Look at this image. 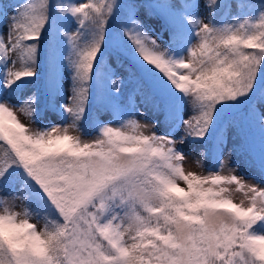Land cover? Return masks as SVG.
I'll use <instances>...</instances> for the list:
<instances>
[{"label":"snow or ice","instance_id":"obj_1","mask_svg":"<svg viewBox=\"0 0 264 264\" xmlns=\"http://www.w3.org/2000/svg\"><path fill=\"white\" fill-rule=\"evenodd\" d=\"M0 264H264V0L0 4Z\"/></svg>","mask_w":264,"mask_h":264},{"label":"rangeland","instance_id":"obj_2","mask_svg":"<svg viewBox=\"0 0 264 264\" xmlns=\"http://www.w3.org/2000/svg\"><path fill=\"white\" fill-rule=\"evenodd\" d=\"M61 2H74V0H61ZM20 3H21V0H0V4L3 5V7L7 10V12L9 14H12ZM141 16L143 17V13H141ZM147 23L151 26L152 33L154 35L159 33L161 35L162 40H167L168 39L167 32L163 31L161 29V27H160V23H161L160 21L150 18V19H148ZM125 66L127 68H129V70H131L133 72L132 67L130 66V64H126ZM189 111H191V105H189ZM49 120H51L53 123H58L60 118L54 112H46L44 114V116L42 117L41 123L38 124V125H34V126H37V127L46 126L47 122ZM94 135H95V130L93 128H89L86 131V133H85V136H86L87 139L93 138ZM185 167H186L187 170H192V171H198L199 170L196 167L194 159H190L189 163L187 165H185ZM205 170H207V169H205ZM237 195L239 196L241 194H237ZM20 208H22V205L18 204L17 210L19 211Z\"/></svg>","mask_w":264,"mask_h":264},{"label":"trees","instance_id":"obj_3","mask_svg":"<svg viewBox=\"0 0 264 264\" xmlns=\"http://www.w3.org/2000/svg\"><path fill=\"white\" fill-rule=\"evenodd\" d=\"M130 66L132 67L133 73H137L138 74V69H136L135 66H132V65H130Z\"/></svg>","mask_w":264,"mask_h":264}]
</instances>
